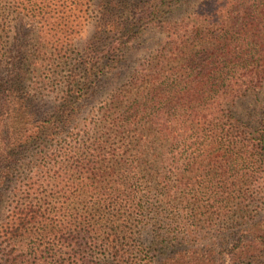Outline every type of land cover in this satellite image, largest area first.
<instances>
[{"label": "rangeland", "instance_id": "1", "mask_svg": "<svg viewBox=\"0 0 264 264\" xmlns=\"http://www.w3.org/2000/svg\"><path fill=\"white\" fill-rule=\"evenodd\" d=\"M198 1L0 0V232L24 199L50 201L65 225L103 208L100 202L111 195L121 204L133 198L131 221L120 220L116 237L115 229L104 228L101 241L89 242L86 226L73 231L72 242L62 243L64 251L72 243L69 263L117 264L104 252L109 236L117 238L121 264H264L259 105L248 98L236 105L232 113L239 121L232 123L242 128L230 129L220 145L202 129L173 128L162 135L150 122L132 129L134 139L121 145L106 129L109 114L125 106L121 95L130 86L132 95L147 92V84L138 88L141 79L157 74L165 84L175 64L166 60V26H148L158 19L152 8L183 23ZM116 23H133V40L122 49L118 33L126 29L111 30ZM90 59L98 63L91 77ZM2 101L9 102V112L2 111ZM168 101L154 99L153 108L163 110L162 117L186 116ZM65 102L77 104L73 118L39 133ZM17 119L23 120L19 128ZM101 141H108L104 150L96 147ZM50 235V243L59 244V234ZM31 243L20 244L21 251ZM10 249L17 254L15 246Z\"/></svg>", "mask_w": 264, "mask_h": 264}, {"label": "trees", "instance_id": "2", "mask_svg": "<svg viewBox=\"0 0 264 264\" xmlns=\"http://www.w3.org/2000/svg\"><path fill=\"white\" fill-rule=\"evenodd\" d=\"M158 12V6L152 8V13H156L158 19H152L148 26L157 29L166 26V36L171 44L170 55L166 60L169 64H175L170 66L165 84L158 83L157 74L151 81L141 79L138 88L147 84V92L138 90L137 95H132L135 86H130L125 95H121V103L126 104L120 105L123 108L114 115L109 114L111 121L106 127L108 132L117 137L121 145H126L129 139H134L132 129L143 122V125L150 122L156 128V133L162 135L173 128L174 131L191 128L197 132L202 129L210 143L220 145L221 140L224 141L222 138L232 135L230 129L239 131L242 128L241 124L232 123L239 121L232 112L240 101L247 98L254 106L259 105L260 121H264V0H199L196 11L191 12L193 17L183 23L169 21L166 17L158 16ZM132 26L133 23H116L111 27L115 31L126 29L124 33H118L121 49L133 40L134 34L130 33ZM87 66V74L91 77L98 63L90 59ZM158 98L161 102L169 99V104L175 101L170 108L186 116L173 117L171 114L169 118L162 117L160 114L163 110H155L152 105V101ZM76 105L74 102L63 103L59 107V117H53L45 126H41L39 133H52L51 125H55V128L65 126L73 118ZM9 107L8 101H2V111L9 112ZM15 112L19 115L20 110L16 109ZM22 124L23 120H16L17 128ZM259 127L264 128V124ZM257 133L259 142L263 143L264 132ZM105 142L101 141L96 147L104 150L101 144ZM237 142L236 139L234 142L232 140L234 144ZM125 158L121 156L119 159L123 161ZM132 199L127 198L125 204H121V201L110 195L100 202L103 208L91 215L77 214L65 225L58 218L59 211L50 201L43 204L45 200L24 199L18 203L10 224L7 223L0 232L4 238V244H0V264H75L69 263L73 259L70 252L72 243L71 247L67 245L69 251L63 250L62 243L65 240L72 242L70 234L84 226L91 232L89 242L101 241L104 228L115 229L114 236H118L116 228L120 220L130 222L131 209L136 210ZM101 211L103 213L100 215ZM64 229L69 237L61 234ZM51 231L59 234V244L55 246L50 243ZM14 239L17 240L10 246ZM26 240L32 243L21 251L19 245H23ZM104 241V252L109 253L117 264H121L117 238L111 239L108 236ZM13 246L16 247V255H11L10 248ZM66 252L68 259H62Z\"/></svg>", "mask_w": 264, "mask_h": 264}]
</instances>
